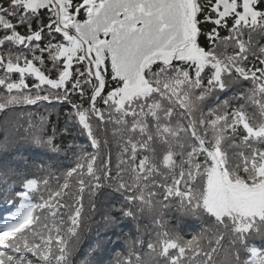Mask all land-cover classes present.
<instances>
[{"label": "snow or ice", "instance_id": "6c2138e0", "mask_svg": "<svg viewBox=\"0 0 264 264\" xmlns=\"http://www.w3.org/2000/svg\"><path fill=\"white\" fill-rule=\"evenodd\" d=\"M0 126V264H74L105 190L116 264H264V0H0Z\"/></svg>", "mask_w": 264, "mask_h": 264}, {"label": "trees", "instance_id": "16d2710c", "mask_svg": "<svg viewBox=\"0 0 264 264\" xmlns=\"http://www.w3.org/2000/svg\"><path fill=\"white\" fill-rule=\"evenodd\" d=\"M55 109H58L57 119L61 120L60 124L56 127L60 130H63L65 126V113L68 111V106H59L57 105ZM39 114L48 115L51 121L49 125L48 131L51 133L52 127L55 125L53 119H51V109L47 111L45 109H29ZM77 133V137L75 135ZM3 134V128L0 126V135ZM57 144H64L65 146L69 143L72 144H86V137L79 134L78 129L71 130L68 134H58L56 137ZM67 164L72 162L71 153H68L66 157ZM101 205H105L108 209V213L101 217ZM120 207V202L118 198L114 195H111L108 190L102 192L98 198L96 199V210L94 212H89L88 215L91 217L90 220L86 222L85 228L90 229L84 233V239L82 244L80 245L79 250L74 256V264H81L83 260L88 256V251L90 247H94L97 243L101 245V250L97 251L95 254L90 257V259H94L99 261L100 264H116V257L118 253H122L125 250L124 241L128 238H135L138 235L135 227V223L131 221V224L128 225L126 223L121 222V227L119 229H106L105 226L101 225V222H105V217L107 215L118 216L119 212L117 211ZM87 211V208H86ZM7 215V213L0 214V216ZM144 221V224L148 223L147 220ZM0 222H3L0 220ZM134 227H130V226ZM131 229V230H130ZM186 230L190 233H194L197 228L196 225L193 224L191 227L186 228Z\"/></svg>", "mask_w": 264, "mask_h": 264}]
</instances>
